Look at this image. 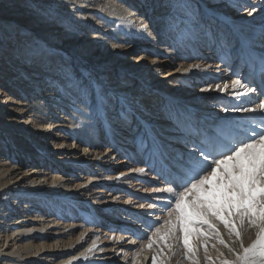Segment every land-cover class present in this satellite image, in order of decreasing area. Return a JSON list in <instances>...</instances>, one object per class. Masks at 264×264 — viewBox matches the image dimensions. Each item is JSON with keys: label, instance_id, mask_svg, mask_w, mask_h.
Wrapping results in <instances>:
<instances>
[{"label": "rangeland", "instance_id": "374dc122", "mask_svg": "<svg viewBox=\"0 0 264 264\" xmlns=\"http://www.w3.org/2000/svg\"><path fill=\"white\" fill-rule=\"evenodd\" d=\"M63 1L64 0H62V2ZM74 1L75 4L68 5L70 0H66L64 4L59 5L58 9H56L58 14H54L52 17L66 14L68 16H73V19L76 21L83 19L84 28L81 30L72 29L71 32L66 35L65 30L70 28L67 20H63L64 25L55 23V20H50L48 21V23L51 24L49 28L44 27L42 30H39L41 35L48 38H50V35L53 36L47 40L46 37L43 38L39 35L40 38H37V42H41V44H37L39 49L44 51L45 47L50 46V43L55 42L57 45L53 48L56 50L52 56H50L52 62L51 60H46V57L40 56L41 52H38L36 53V56H38V58H36V62L29 64L28 67H32L35 70L38 68L41 73H50L53 80L51 83L47 82V89L39 90L28 98L26 95L22 99L28 102H35V100L39 98L43 101L50 102L48 106L51 108V113L46 115L50 118L48 122H54L59 119V121L63 122L62 117H64V121L65 119H68L66 121L67 125L64 130V134L68 139L67 144L70 148L77 146V137H81V139L83 138L91 141L92 144H94V148H92V150H98L99 152H102V154L105 153L107 148L116 149L119 153L116 154L117 157L115 156L116 158L113 163L121 161L124 164H122V166H117L119 167V169L117 168V175L115 172H104L99 178V183L94 182V187H87V190L89 191L85 198L86 201H88L87 204L90 205L91 208L88 209V205H84L83 207L81 205H77L73 202L77 199L67 192V190H62L61 192L65 193V199H58L52 204L46 205L43 209L49 213L56 214L52 216L58 217V220L61 222H79L82 226H84L80 230H76L74 236H72V240L76 241L77 239H80L81 241L86 238V235H83L86 231L90 232L91 235H94L88 240L84 248L97 238V241H95L96 243L94 244L97 250L95 248L94 249L96 251L105 250L107 246L104 244L102 245L101 243L108 240L110 238L109 235L114 236L112 238L114 241L117 238V235L120 234L119 236H124L128 232V235L134 239L137 246L135 245L130 251L123 250L125 253L117 255L115 259L108 261L102 260L100 264H146L147 258H150L151 260L152 255H154V250H148L146 248L148 242L146 237L151 236L155 227H159L163 223L169 211L168 206L170 204H174V196L172 193L167 192V189L169 187L176 188L179 186V183L180 185L183 183L182 178H180L181 173L177 176L176 174L173 175L169 173L168 167L164 164V162L170 163V161L181 159V162L184 165L190 159V154L193 153L196 148L200 147L202 140L210 133L218 130L224 125H230L231 133L234 135V132H232L233 129L238 131L239 127V131L244 134V131H248L257 125V130H259L258 128L260 124L252 120L250 117L251 114L246 117L243 115L241 116L239 113V120L238 116L232 118L228 110L222 111L220 115L216 114L215 117V119H218L222 118V116H226L228 120L231 118V121L228 124H221L214 121L213 126L208 128L205 126V128L204 126H201V122L196 119V116L194 121L197 122L198 127L193 128L189 121H186V125L185 122H181V119L175 114L172 115L170 113L171 117L168 116L170 119H166V122L173 123V120H179L177 122L184 125V127L180 126L179 132L184 131V133L188 136L191 132L196 131L200 134L197 135L194 133L197 136L187 144L188 147H185L184 151L188 150L187 154L185 153V156L179 157L174 150L170 151L168 148L169 145L167 146L165 143L161 145L155 134L154 137L156 140L152 141V136L148 132L153 126L136 116L135 112L140 113L141 110L143 111V109H140L139 107H141V101L145 96V93H141L138 89L140 90V88H142L141 86L145 84L148 87L147 90H152L153 82L157 81L159 77L167 72L180 68L179 65L183 61L187 62L188 65L195 64L198 66L196 67L198 69H195L196 72H198V78L193 81V84L203 83V86L200 88L207 87L206 83H208V81L200 78L202 73L206 70V65L199 64V62H202V59L204 58V53H211L210 56L206 57L207 59H210L211 64L217 63L218 66L221 65L219 68H217V65V67L213 66L214 70H216L210 72H218L220 77L222 75L221 73H223V76L228 75L227 72L224 73L225 70L236 72L234 76L230 77V82L242 78L244 75V72H242L244 70L243 62L241 67H238V71H236L237 64H234V59L221 62L223 59L222 49L226 48V42L222 40H226L225 38L229 34L226 32L228 30L226 28L221 29L216 22H213L216 19H212V22L204 21V9L210 5L220 3L222 4V9H220V11H226L232 19L244 18L245 16L251 18V16L264 9V1L259 3L260 0H152V2L159 7L155 9L149 8L145 0ZM256 1L259 4H256ZM22 2L23 4L21 5V8L24 11L21 12V10H19L20 12L18 13V17L22 23L27 24V27L33 28V25H28V23L31 22L30 18L35 14L36 16L40 14L38 10L35 12L33 6H44L41 3L35 4L34 0H24ZM185 4L190 5V10L184 7ZM63 6H66L67 10L64 9ZM142 8H144V10ZM160 9H162L161 12H164L163 14H160ZM169 9L174 11L171 16L169 15L170 13L165 11H170ZM27 11H29V13ZM41 23L43 24V22ZM19 25H21V22L17 23V26ZM81 25L82 24H80V26ZM48 29H52L50 35H47ZM107 29L109 32L104 33L103 31ZM28 30L29 35L26 36L28 39L30 36H38L33 35L32 30ZM98 34H100L103 39L101 46L99 45L98 40L94 41L92 37ZM219 34L221 36H219ZM192 36L197 40H203L206 44L201 47L194 46L192 43ZM250 41H252V43L258 41L263 44L264 35H254L253 39L251 38ZM12 47H16L15 43H13ZM69 48L73 51L72 54H69ZM225 52L227 51H224V53ZM23 53L24 52H17L15 60L17 61L20 57L24 58ZM205 60L203 62H205ZM99 61L102 63H98ZM162 61H167L168 64H161ZM129 62L136 63L140 67L141 78H139V80L137 79V81L134 77H130L129 79L124 78L123 68ZM48 63H50V65ZM18 64H23V61L18 60ZM203 68H205V70ZM103 71L114 73V77L111 78L115 79V81H112L109 84L104 83L103 79L99 81V73ZM152 71L154 72L152 73ZM30 78L41 79L40 76L35 75H30ZM23 79L24 80L22 81L28 82V80H26L27 78ZM109 85L113 86L110 87ZM134 86H136V88H134ZM198 88L199 86L191 88L185 82H175L172 83L171 86V89L175 93L180 92V95L186 97L187 95L193 97L195 93L198 92H196ZM139 92L141 93V96L135 97L136 93L139 94ZM149 92H152L153 94L154 91ZM219 92H221V90H218V93ZM47 94H56L57 96H48ZM43 95L47 96V98H44ZM21 97L22 96H20V98ZM10 98H14L16 101L21 100L19 97H14L13 95H10ZM61 99L68 100L70 106L62 105ZM150 99L154 100L155 98ZM157 99H159V96ZM102 101L107 102L106 107L103 106ZM155 104L161 108L160 103L156 102ZM71 105L74 107H71ZM214 105L218 109L223 108L220 104ZM61 108H67L69 111L66 112ZM158 111L163 113L160 109ZM70 113L75 114L76 117H73L74 115L71 116ZM243 114L245 115L246 112H243ZM28 115L29 114L25 116L24 120H28ZM155 119L156 118L154 117L150 120L154 121ZM249 119H251V121ZM45 123L46 122L42 125H45ZM123 132L131 134L130 138H123V140L128 143V151H123L122 148L114 141L115 136H119L117 133L122 134ZM125 134L126 133H124V135ZM243 134L239 135L242 136ZM158 135L160 134L158 133ZM167 142L171 144L169 139H167ZM153 145L157 146L158 151L155 150ZM51 147L52 149L55 148L54 146H49L48 148ZM95 147H97V149ZM48 148H46V150H48ZM81 148L83 149L84 145ZM160 154H164V156L166 155L170 159L163 162L159 157ZM60 155L63 156L62 154ZM170 164L172 165V163ZM141 169H143V171H140ZM88 172L87 168L82 170L76 169L73 171V173L80 176L92 178V175ZM64 173L63 169L58 168L53 174L64 177ZM113 176H117L115 177L116 180H113ZM118 180L119 182H117ZM131 188H134V190L132 191ZM94 190H104L106 194H110V198H104V194L96 196L98 198L101 197L99 201L103 202V205L109 208L108 210L100 211L93 207V205H97L94 204L96 200L94 199L96 197L93 195ZM118 195H121L122 199L119 198V200L117 197ZM10 201L15 200L11 199ZM117 204L121 206L115 207ZM5 210H7V207L2 206L0 213H7ZM105 212L112 216V220L107 224H103L99 219L100 216L96 214H106ZM253 230L254 229H250L243 233L244 245L247 246V244L251 241L253 235L251 232H253ZM221 232L225 241L229 245L233 246L232 238L228 236L227 232L223 228H221ZM233 239L235 238L233 237ZM191 243L194 246L199 245V242L196 240H192ZM212 243L216 242L211 241L209 243L208 256L215 261V264H220L218 251L223 252L225 258L233 259L232 254L229 253L227 249L218 243H216V249H213L211 247ZM236 244L237 246L235 248L238 249L239 242H236ZM50 248L53 249L54 245ZM84 248H82V250ZM47 249H49V246H47ZM89 255L90 253L80 256L79 259L81 261L79 264H93L90 263L91 260L89 259ZM103 255H99L97 257H107ZM182 256L183 250L180 248L178 254L168 260L166 264H192L191 261L183 259ZM66 257L60 260H64ZM198 259L199 264H207L204 259L203 248H200ZM149 264H151V261Z\"/></svg>", "mask_w": 264, "mask_h": 264}, {"label": "bare ground", "instance_id": "6f19581e", "mask_svg": "<svg viewBox=\"0 0 264 264\" xmlns=\"http://www.w3.org/2000/svg\"><path fill=\"white\" fill-rule=\"evenodd\" d=\"M22 1L24 0H0V211L2 206L7 207V210H5L7 213H0V264H79L81 261L79 259L80 256L87 253H90V263L100 264L102 260L108 261L115 259L117 255L125 253L124 251H130L136 245L134 239L128 235V232L124 236H119L120 234L118 233L119 235H117V238L114 240L115 242L112 239L114 236L109 235L110 238L101 243L102 245L104 244L107 246L105 250L96 251L97 249L94 244L96 243L95 241H97V238L84 248L88 240L94 235H91L90 232L86 231L85 233L83 232V235H86V238L81 241L80 239H77L76 241L72 240V236H74L76 230H80L84 226L79 222H61L58 220V217L52 216L56 214L45 211L43 207L52 204L58 199L64 200L65 193L61 192L62 190H67V192L76 198L77 200L73 202L77 205H81L82 207L88 205V201H86L85 198L89 191L87 190V187H94V182L99 183V178L104 172H115L117 175L119 169L117 166H122V164H124L121 161L113 163L114 159L117 157L116 154H118L119 151L107 148L105 153L102 154V152H99L98 150H92L94 144L89 140L81 139V137H77V146L70 148L67 144L68 139L64 134L67 125L66 121L68 119H65L64 121V117H62L63 122L59 121L60 119L54 122H48L50 118L46 115L51 113V108L48 106L50 102L43 101L39 98H37L35 102H28L22 99L26 95L28 98L39 90L47 89L48 83H51L53 80L50 73H41L38 68L35 70L32 67H28L29 64L36 62V58H38L36 53L41 52L40 56L46 57V60H51L50 56H52L56 50L53 48L57 45L55 42L50 43V46L45 47L44 51L39 49L37 45L38 43L41 44L40 41L37 42V38H40L39 35H41L39 30H42L44 27L49 28L51 24L48 23V21L50 20H55V23H60L61 25H64L63 20H67L68 26L70 27L65 30V34L67 35L72 29H83L84 21L83 19L76 21L73 19V16H68L66 14L52 17L54 14H58L56 9H58L59 5L64 4L66 0L63 2L62 0H34L35 4L41 3L44 7L33 6L35 12L38 10L40 14L37 16L36 14L31 16V22L28 23V25H33L35 29L34 27H27V24L22 23L18 17L19 10H21V12L24 11L21 8V5L23 4ZM263 1L264 0H260L259 3ZM145 2L151 9L159 8L158 5H155L154 2H152V0H145ZM259 3L257 2L256 4ZM71 4H75V1L70 0L68 5ZM221 7L222 4L220 3L210 5L206 8L207 10L204 9L203 18L206 22H212V19H216L213 22H216L221 29L226 28L228 30L226 31L229 33L225 38L226 40H222L226 42V48L222 49L223 59L221 62L234 59V64H237L236 71H238V67H241L243 62L244 70L242 72H244V75L238 80L245 84L249 91L246 92L243 88L232 87L233 81L236 80L231 82L229 80L230 77L236 74V72L225 70L224 73L227 72L228 75L223 76V73H221V77L218 72H210L215 71L216 69L214 70L213 66L217 65V63L211 64L210 59L206 58L207 56H210L211 53H204L202 62H199L200 65H206V70H208L206 71L205 68H203L205 72L202 73L200 77L202 80L208 81V83H206L207 87L205 88H200L203 86V83L193 84V81L198 78V72L195 70L198 69L196 68V65H188L187 62L183 61L184 63L182 62L179 65L180 68L167 72L159 77L157 81L153 82L152 90H147L148 87L145 84L141 86L142 88H140V90L138 89L141 93H145V96L141 101V107H139L140 109H143V111L141 110L140 113L135 112L136 116L153 126L148 132L152 136V141L156 140L154 137L155 134L161 145L164 143L167 144V146L169 145L168 148L170 151L174 150L179 157L185 156V153L187 154L188 150L184 151L185 147H188L187 144L199 133L198 131L191 132L188 136L183 130V132H179L180 126L184 127V125L178 123L177 121L179 120H173L172 118L174 124L166 122V119L171 117L170 113L172 115L175 114L181 119L180 121H184L185 124L186 121H189L193 128L198 127L197 122L194 121L196 116V119L200 120L201 126H206L207 128L213 126L214 121L221 124H228L231 121V118L228 120L226 116L215 119L216 114L220 115L222 111H225V108L229 110V114H231L232 118L238 116L239 113L241 116L243 115L246 117L251 114L250 117L252 120L260 125L262 121H264V116L258 111L255 113L246 112L244 115L243 112L245 111L237 110L255 108L260 101H264V43L262 44V42L258 41L252 43V41H250L251 38L253 39L254 35H264V9L251 16V18L245 16L244 18L232 19L226 11H220V9H222ZM63 8L67 10L66 6H63ZM142 9L144 10V8ZM161 10L162 9H160V12ZM169 10L170 11H165L170 13L169 15L171 16L174 11L171 9ZM27 12L29 13V11ZM163 13L164 12H161L160 14ZM18 22H21V25L17 26ZM41 22H43V24ZM80 24L82 25L80 26ZM28 29L32 30L33 35L38 36H30L28 39L26 37L29 35ZM51 32L52 29H48L47 35H50ZM103 32L108 33L109 30L107 29ZM219 36L221 35L219 34ZM41 37L45 38L46 36L41 35ZM49 37L52 38L53 36L50 35ZM92 37L94 41L98 40V43L101 46V42L103 41L102 36L98 34ZM50 38L46 37L47 40ZM191 38H193V36ZM13 43L16 45L14 48L12 47ZM192 43L197 47L206 44L203 40L200 41L195 38L192 39ZM69 50V54H72L73 51L70 48ZM224 51L227 52L224 53ZM17 52H24V58H18L19 61H23V64H18V60H15ZM204 60L205 62H203ZM98 63L102 62L99 61ZM165 63L168 64L167 61L161 62V64ZM48 64L50 65V63ZM219 66L221 67V65ZM219 66L217 68H219ZM123 72L125 79L134 77L137 81V79L139 80V78H141L140 67L136 63L129 62L123 68ZM153 72L154 71H152V73ZM30 75L40 76L41 79H31ZM111 77H114V73L103 71L99 73L98 79L99 81L103 79L104 83L109 84L112 81H115V79H112ZM23 78H27L26 80H28V82L22 81L24 80ZM175 82H185L191 88L199 86L198 90H196V92H198L195 93L193 97L188 95L187 97L182 96L180 95V92L175 93L171 89L172 83ZM109 86L112 87L113 85ZM134 88H136V86H134ZM252 89L255 91H252ZM218 90H221V92L218 93ZM149 91L154 92L152 94V92ZM140 92L139 94L136 93L135 97H140ZM10 95L19 98L20 96L22 97L20 98V101H16L14 98H10ZM48 96L55 97L57 95L51 94ZM158 96L159 99H157ZM44 98H47V96H44ZM150 98H155V103H160L161 108L160 106L158 107V105L156 106L154 100ZM61 101L62 105L70 106L68 100L61 99ZM214 104H220L223 108L218 109ZM71 107L74 106L71 105ZM61 109L66 112L69 111L67 108ZM159 109L162 110L163 113L158 111ZM27 114H29L28 120H24ZM70 114L71 116L74 115L73 117H76L75 114ZM154 117L156 119L151 121L150 119ZM239 118L240 117L238 116V120ZM249 120L251 121V119ZM44 122H46L45 125H42ZM239 130L238 127V131L233 129L232 132H234V135L243 134ZM124 133L126 134L124 135ZM158 133L160 135H158ZM117 134L121 137L115 136L114 141L123 151H128V143L123 140V138H130L131 134H128V132ZM167 139H169L171 144L167 142ZM83 145L84 148L82 149L81 147ZM49 146H54L55 148H48ZM153 147L157 150L156 145H153ZM46 148H48V150H46ZM95 148L97 149V147ZM159 157L163 162L170 159L166 155L164 156V154H160ZM170 163H172V165ZM170 163L164 162L168 167L169 173L173 175L176 174L177 176L184 171V165L181 162V159L170 161ZM58 168L64 170V177L53 174ZM84 168H87V171L92 175V178L73 173L76 169L82 170ZM115 177L113 176V180ZM180 178H182L181 175ZM117 182H119V180ZM131 190L133 191L134 188H131ZM99 194H104V198H110V194H106L104 190H94L93 195L95 197ZM117 197L119 199L121 198V195H118ZM11 199H14L15 201H10ZM94 199H96L94 204H97L95 206L93 205L94 208L100 211L109 209L103 205V202L99 201L101 197H96ZM119 206L121 205H115V207ZM87 208H91L90 205H88ZM96 214L100 216L99 219L103 224H107L112 220V216L108 213ZM251 233H253L252 239L250 237L251 241L247 245L255 239L256 230L254 229ZM233 241L234 239L232 237V245L236 247L237 244L236 242L233 243ZM52 245H54L53 249L50 248ZM47 246H49V249H47ZM82 248L84 249L82 250ZM99 255L107 257H97ZM64 257H66L64 260H60ZM150 261V258H147L146 264H149Z\"/></svg>", "mask_w": 264, "mask_h": 264}, {"label": "snow or ice", "instance_id": "6c2138e0", "mask_svg": "<svg viewBox=\"0 0 264 264\" xmlns=\"http://www.w3.org/2000/svg\"><path fill=\"white\" fill-rule=\"evenodd\" d=\"M184 7L190 10V5ZM232 87L249 91L239 80ZM102 104L107 106L105 101ZM237 110L264 116V101ZM184 169L183 183L167 189L174 196L167 217L146 237V248L154 250L151 264H166L180 248L182 258L192 264H199L200 248L207 264H215L208 256L211 241L233 256L228 259L218 251L220 264H264V121L259 130L254 126L242 136L233 135L230 125L220 127L202 140ZM221 228L235 238L233 243L239 242L238 249L225 241ZM250 229L256 230L255 239L245 246L243 233ZM216 243L211 244L213 249Z\"/></svg>", "mask_w": 264, "mask_h": 264}]
</instances>
